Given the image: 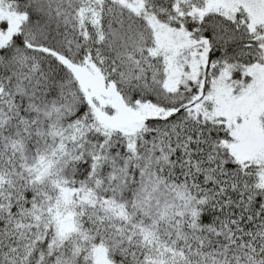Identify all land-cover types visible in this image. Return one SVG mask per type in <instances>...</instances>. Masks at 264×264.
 <instances>
[{"label":"snow or ice","instance_id":"obj_1","mask_svg":"<svg viewBox=\"0 0 264 264\" xmlns=\"http://www.w3.org/2000/svg\"><path fill=\"white\" fill-rule=\"evenodd\" d=\"M0 264H264V0H0Z\"/></svg>","mask_w":264,"mask_h":264}]
</instances>
